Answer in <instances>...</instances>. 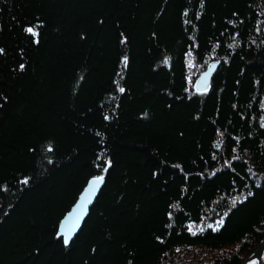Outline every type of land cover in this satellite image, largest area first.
Here are the masks:
<instances>
[{"label":"trees","instance_id":"16d2710c","mask_svg":"<svg viewBox=\"0 0 264 264\" xmlns=\"http://www.w3.org/2000/svg\"><path fill=\"white\" fill-rule=\"evenodd\" d=\"M0 49V264H245L264 238V0H0Z\"/></svg>","mask_w":264,"mask_h":264},{"label":"water","instance_id":"95a60500","mask_svg":"<svg viewBox=\"0 0 264 264\" xmlns=\"http://www.w3.org/2000/svg\"><path fill=\"white\" fill-rule=\"evenodd\" d=\"M214 70V66L210 67L208 70L203 72L198 81L197 88L199 90H205L209 85V80ZM105 178L102 181H96L93 178L89 181L85 189L80 194L76 203L73 205L71 210L65 215L60 223L59 236L64 238L68 236V242L70 243L74 237H76L83 227L84 222L88 218L90 208L95 203L98 198L103 186ZM94 185V190H93ZM264 260V238L262 239L260 245L257 249L247 258L245 264L250 262L254 264H263Z\"/></svg>","mask_w":264,"mask_h":264},{"label":"snow or ice","instance_id":"6c2138e0","mask_svg":"<svg viewBox=\"0 0 264 264\" xmlns=\"http://www.w3.org/2000/svg\"><path fill=\"white\" fill-rule=\"evenodd\" d=\"M26 31L29 32V33H31L34 36L35 35H38V33L35 32L33 30V28H27ZM2 52H3V49H0V53H2ZM21 68H23V65H21ZM121 91H123V89H121ZM105 171H106V169H105ZM102 180H103V177L102 176L96 178V181H102ZM93 190H94V185H93ZM67 242H68V236L66 235L65 236V243L67 244Z\"/></svg>","mask_w":264,"mask_h":264},{"label":"bare ground","instance_id":"6f19581e","mask_svg":"<svg viewBox=\"0 0 264 264\" xmlns=\"http://www.w3.org/2000/svg\"><path fill=\"white\" fill-rule=\"evenodd\" d=\"M249 264H254V263L250 262ZM263 264H264V260H263Z\"/></svg>","mask_w":264,"mask_h":264},{"label":"rangeland","instance_id":"374dc122","mask_svg":"<svg viewBox=\"0 0 264 264\" xmlns=\"http://www.w3.org/2000/svg\"><path fill=\"white\" fill-rule=\"evenodd\" d=\"M212 226L215 227V225H212ZM218 226H219V225H218ZM218 226H217V227H218Z\"/></svg>","mask_w":264,"mask_h":264}]
</instances>
